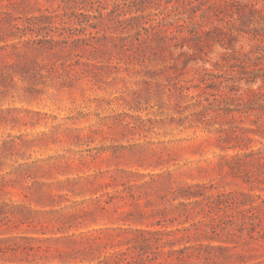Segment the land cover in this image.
I'll return each mask as SVG.
<instances>
[{"label": "rangeland", "instance_id": "rangeland-1", "mask_svg": "<svg viewBox=\"0 0 264 264\" xmlns=\"http://www.w3.org/2000/svg\"><path fill=\"white\" fill-rule=\"evenodd\" d=\"M63 1L0 0V264H264V0L106 2L29 50ZM158 36L194 50L141 64Z\"/></svg>", "mask_w": 264, "mask_h": 264}, {"label": "trees", "instance_id": "trees-1", "mask_svg": "<svg viewBox=\"0 0 264 264\" xmlns=\"http://www.w3.org/2000/svg\"><path fill=\"white\" fill-rule=\"evenodd\" d=\"M137 1V0H133ZM86 2L90 6V8L93 10L97 8L98 15L91 16V15H85L84 13H79L78 10H82V7L79 5V3ZM106 2H113L115 6H117V2L119 0H68L66 2L63 1L62 4H59L56 8H52L51 10H47V14H41L38 17H32L29 20V25L32 27V32L36 34V38L29 40L26 42V47L29 50L36 51V52H47L52 54H58L56 51V47H59L60 50L63 48L62 46H75L79 43H85L88 42L89 39H95L96 37H88L84 39H76V34H74L73 30H77L76 28H73L75 25H80L83 23V21H80V17H84L86 22L88 23L89 19L92 17L94 19L102 20L104 19V13L99 11V7ZM70 3V4H69ZM107 17L110 16V14L105 15ZM166 19H162L161 21L157 22V25L159 26L161 23H164ZM128 21L125 19L124 21L121 20L119 23ZM102 23V22H101ZM87 26L94 28L97 30L95 25H92L91 23ZM72 28V29H71ZM86 29V27H85ZM145 35L141 33V31L138 32L136 35L137 41L140 42L143 36H146V39H150L149 30L144 29ZM96 33L98 34L99 31L97 30ZM68 34V36H67ZM55 36H57L58 39H55ZM89 36H92V33L89 34ZM154 43L157 45L158 50L153 49L150 50L147 53H144L142 55V59H138V61L141 64H147L157 62L158 59H161V61L164 60L165 54L173 55L171 52L172 50L182 51L184 48H187L188 52H181L180 56H188L189 51H193L194 47L182 44L180 46L178 45H170L168 44L163 38L161 37H155ZM196 48H199V45H197ZM64 50V49H62ZM60 52V51H59ZM63 52V51H61ZM190 57V56H189ZM79 60L77 61L78 64ZM195 195L190 194L188 195V198L194 197Z\"/></svg>", "mask_w": 264, "mask_h": 264}]
</instances>
